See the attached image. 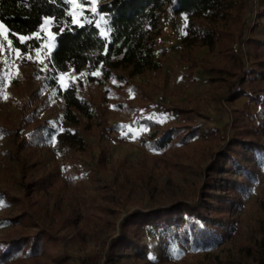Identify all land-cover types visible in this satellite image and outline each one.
<instances>
[{
	"label": "rangeland",
	"instance_id": "rangeland-1",
	"mask_svg": "<svg viewBox=\"0 0 264 264\" xmlns=\"http://www.w3.org/2000/svg\"><path fill=\"white\" fill-rule=\"evenodd\" d=\"M64 1L74 23H94L106 38L109 27L97 13L99 0H88L90 6ZM252 1L240 47L245 73L255 74L245 75L252 80L245 89L264 96V70L255 65L249 42L264 39V18L258 16L264 0ZM51 23L45 19L36 34L18 38L40 40L37 49L22 53L0 27V124L12 130L0 132V249L23 239L37 246L30 255L25 241L19 257L2 264H264V156H259L250 190L226 211L222 239L206 248L196 246L188 220L176 215L170 225L142 227L138 238L108 261L107 245L127 213L194 202L208 178L206 167L214 161L219 169L202 204L212 224L216 213L225 211L245 174L224 157L228 138L222 130L247 122L246 114L238 115L246 97L234 102L226 97L225 84L234 79L222 72L230 65L216 46H183L184 14L167 17L154 38L158 68L131 78L122 68L108 78L87 68L53 77L47 66L55 40ZM209 67L214 71H206ZM50 81L61 90L76 84V96L89 103L90 117L73 108L66 117ZM172 106L193 111L191 121L164 109ZM249 109L255 116L258 106ZM251 125L256 127V121ZM40 127L44 140L39 143L31 134ZM170 133L169 144L155 146L153 141ZM233 133L229 128L227 137ZM250 137L251 131L243 136ZM21 142L26 144L20 148ZM251 155L246 143L233 154L241 164ZM3 194L15 199L8 201ZM43 229L50 240L34 241Z\"/></svg>",
	"mask_w": 264,
	"mask_h": 264
},
{
	"label": "trees",
	"instance_id": "trees-1",
	"mask_svg": "<svg viewBox=\"0 0 264 264\" xmlns=\"http://www.w3.org/2000/svg\"><path fill=\"white\" fill-rule=\"evenodd\" d=\"M254 5L252 0H99L97 13L105 17L109 27L108 37L104 38L94 23H74L70 6L64 0H0V24L7 29V37L12 41L13 47L21 53L37 49L40 40L32 38L21 42L18 38L36 34L45 19L51 20L50 31L55 40L47 66L53 77L70 70L78 73L84 68L90 72L98 71L103 78H108L111 71L119 68L128 70L130 78L154 71L158 68L153 62L154 38L159 35L167 17L184 14L188 18V24L186 36L182 40L183 46L187 49L193 45L210 49L216 46L219 55L226 58L230 65L222 69V72L234 79L225 84L226 97L230 102L242 96L246 97L238 115L241 117L246 114L247 122H242L241 127L237 124L238 121L233 123L234 126L226 124L222 130L223 138H228V145L223 150L224 157L230 165L236 166L245 174V181L232 192L231 202L224 208L225 211L217 212L216 221L212 224L204 213L202 204L208 195V185L216 179L215 174L219 169L218 163L214 161L206 167L208 178L200 187L199 197L194 202L182 201L166 207L146 211L135 209L127 213L120 221L118 234L107 245L108 261L113 260L118 252L129 244L131 238H138L142 227L170 225L176 215L183 214L188 220L189 235L196 246L206 248L226 235L223 225L226 211L241 199L244 192L250 190V186L257 179V169L261 162L259 156H264V96L245 89L246 82H252L246 79L245 75L255 73H245L246 61L240 47L242 37L249 28L244 14L250 12ZM258 16L264 18V11ZM249 42L255 49V65L264 70V39ZM195 67V64L191 65V69ZM206 71L212 72L214 69L209 67ZM90 80L95 78L91 77ZM49 84L55 86L58 97L63 100L66 117L69 116L71 108L90 117L89 103L76 96V84L71 83L64 90L53 81ZM250 104L258 106L255 116L249 109ZM164 109L180 115L185 121L192 119L193 111L175 106ZM253 121H256V127L251 125ZM231 127L234 133L227 137V131ZM41 129L40 127L31 134L39 143L44 140ZM250 131L251 137L247 140L243 138ZM0 132L9 134L12 130H7L0 124ZM59 139L63 140L61 135ZM169 142L171 133L153 141L159 149ZM242 143L248 144L252 154L245 164H241L233 156L236 148ZM25 144L26 142H21L17 146L21 148ZM3 197L8 201L15 199L8 194H3ZM50 236L43 229L33 240L43 243L49 241ZM25 241L29 254H34L37 246L30 240H14L0 249V264L19 257Z\"/></svg>",
	"mask_w": 264,
	"mask_h": 264
},
{
	"label": "snow or ice",
	"instance_id": "snow-or-ice-1",
	"mask_svg": "<svg viewBox=\"0 0 264 264\" xmlns=\"http://www.w3.org/2000/svg\"><path fill=\"white\" fill-rule=\"evenodd\" d=\"M80 3L83 4V5H85V6H90V5L88 4V0H80ZM0 27H2V25H0ZM21 39H23V37H21ZM0 206H4V205H3L2 198H0Z\"/></svg>",
	"mask_w": 264,
	"mask_h": 264
},
{
	"label": "crops",
	"instance_id": "crops-1",
	"mask_svg": "<svg viewBox=\"0 0 264 264\" xmlns=\"http://www.w3.org/2000/svg\"><path fill=\"white\" fill-rule=\"evenodd\" d=\"M179 15H182V14H179ZM105 37L107 38L108 36L106 35Z\"/></svg>",
	"mask_w": 264,
	"mask_h": 264
}]
</instances>
